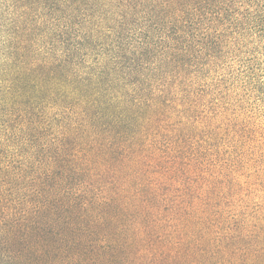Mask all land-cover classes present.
Returning <instances> with one entry per match:
<instances>
[{"label": "trees", "instance_id": "trees-1", "mask_svg": "<svg viewBox=\"0 0 264 264\" xmlns=\"http://www.w3.org/2000/svg\"><path fill=\"white\" fill-rule=\"evenodd\" d=\"M0 264H264V0H0Z\"/></svg>", "mask_w": 264, "mask_h": 264}]
</instances>
